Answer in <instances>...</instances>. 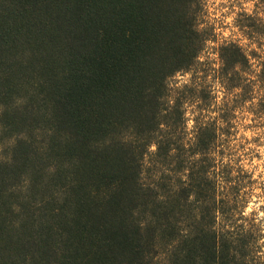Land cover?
I'll return each mask as SVG.
<instances>
[{"label": "trees", "instance_id": "obj_1", "mask_svg": "<svg viewBox=\"0 0 264 264\" xmlns=\"http://www.w3.org/2000/svg\"><path fill=\"white\" fill-rule=\"evenodd\" d=\"M202 10L0 0V264H264L254 150L209 115ZM218 53L215 77L241 79L243 46Z\"/></svg>", "mask_w": 264, "mask_h": 264}, {"label": "rangeland", "instance_id": "obj_2", "mask_svg": "<svg viewBox=\"0 0 264 264\" xmlns=\"http://www.w3.org/2000/svg\"><path fill=\"white\" fill-rule=\"evenodd\" d=\"M200 22L212 38L207 41L200 57L202 73L205 74L203 88L210 91L211 96L209 115L219 119L223 126H234L232 138L240 149L243 146L253 148V156L248 162L258 180L255 192L260 193L261 197L254 196L246 210H256L264 215V209L260 208L264 203V82L256 83L264 47V11L261 0H203ZM224 41H235L250 54L248 66L240 69L241 79H227L226 84L214 74L221 63L219 45ZM246 76L254 79V88L250 85L244 86L242 90L240 86H234L245 83L243 79ZM190 78V73L180 72L171 83L175 87L182 86ZM248 93L253 96L251 100H246ZM185 107L188 128L192 129L193 106L187 103Z\"/></svg>", "mask_w": 264, "mask_h": 264}]
</instances>
